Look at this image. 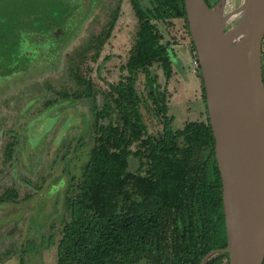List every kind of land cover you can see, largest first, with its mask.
<instances>
[{
  "label": "trees",
  "instance_id": "trees-1",
  "mask_svg": "<svg viewBox=\"0 0 264 264\" xmlns=\"http://www.w3.org/2000/svg\"><path fill=\"white\" fill-rule=\"evenodd\" d=\"M139 2L129 0L137 29L118 80L95 90L90 80L74 77L82 90L72 96L87 101L94 139L76 191L66 199L55 264H200L209 252L226 247L221 181L199 70L205 121H186L176 129L168 115L177 40L173 21L183 20L190 37L183 0H151L152 8ZM143 111L156 118L160 131L148 133ZM6 155L11 158L12 144ZM16 197L7 190L0 203ZM205 264H228V256L215 255Z\"/></svg>",
  "mask_w": 264,
  "mask_h": 264
},
{
  "label": "rangeland",
  "instance_id": "rangeland-1",
  "mask_svg": "<svg viewBox=\"0 0 264 264\" xmlns=\"http://www.w3.org/2000/svg\"><path fill=\"white\" fill-rule=\"evenodd\" d=\"M219 1L208 0L211 7ZM139 3L153 7L151 0ZM241 4L228 0L225 13ZM136 29L129 0H38L0 8V196L17 193L0 203V264L56 263L66 199L76 191L94 139L87 101L72 96L82 90L75 82L90 80L95 90L116 82ZM169 92L172 127L199 117L194 97L185 101L171 86ZM143 114L148 133L161 130L155 117Z\"/></svg>",
  "mask_w": 264,
  "mask_h": 264
},
{
  "label": "water",
  "instance_id": "water-1",
  "mask_svg": "<svg viewBox=\"0 0 264 264\" xmlns=\"http://www.w3.org/2000/svg\"><path fill=\"white\" fill-rule=\"evenodd\" d=\"M199 65L221 181L226 247L209 252L228 264L264 262V0H242V17L225 30L205 0H183ZM239 8V9H240ZM242 33L243 41L229 46Z\"/></svg>",
  "mask_w": 264,
  "mask_h": 264
},
{
  "label": "crops",
  "instance_id": "crops-1",
  "mask_svg": "<svg viewBox=\"0 0 264 264\" xmlns=\"http://www.w3.org/2000/svg\"><path fill=\"white\" fill-rule=\"evenodd\" d=\"M173 24H174L173 34L174 36H177L178 33L179 36L175 41L176 43L173 46L175 52L173 76L168 83L167 89L169 92L171 86L172 92L177 93V95L181 93L184 94L186 97L185 101L186 100L191 101L190 98L194 97L193 98L194 102L199 103L198 108L200 115L197 119L191 121H205L203 117L206 118V113H205V106L202 101L201 81L198 78V71L193 72L191 67L192 61L196 59L195 52L192 49L191 39L190 37H188L185 31L183 20L181 19L174 20ZM177 26H179L178 29H176ZM187 70L188 72L191 71V73L190 74L187 73ZM188 80L190 82H187ZM188 111H191V109L189 108Z\"/></svg>",
  "mask_w": 264,
  "mask_h": 264
},
{
  "label": "bare ground",
  "instance_id": "bare-ground-1",
  "mask_svg": "<svg viewBox=\"0 0 264 264\" xmlns=\"http://www.w3.org/2000/svg\"><path fill=\"white\" fill-rule=\"evenodd\" d=\"M228 0H221L217 5L215 6V13L217 17L219 18L221 25L226 27L229 25L234 19L236 18H241L242 17V11L241 8L238 9L237 11H234L230 14L225 13V6L227 5ZM234 24V23H233ZM243 41V35L242 33H236L230 36L229 38V46L231 48H236L238 47Z\"/></svg>",
  "mask_w": 264,
  "mask_h": 264
},
{
  "label": "flooded vegetation",
  "instance_id": "flooded-vegetation-1",
  "mask_svg": "<svg viewBox=\"0 0 264 264\" xmlns=\"http://www.w3.org/2000/svg\"><path fill=\"white\" fill-rule=\"evenodd\" d=\"M37 1L38 0H0V8L4 7L6 5L8 6L9 4H13V3H34ZM263 80H264V73H263Z\"/></svg>",
  "mask_w": 264,
  "mask_h": 264
},
{
  "label": "built area",
  "instance_id": "built-area-1",
  "mask_svg": "<svg viewBox=\"0 0 264 264\" xmlns=\"http://www.w3.org/2000/svg\"><path fill=\"white\" fill-rule=\"evenodd\" d=\"M263 47L264 46H262L261 63L264 66V48ZM191 67H192L193 72H196V71L199 70V65H198L197 59H195L194 61H192Z\"/></svg>",
  "mask_w": 264,
  "mask_h": 264
}]
</instances>
